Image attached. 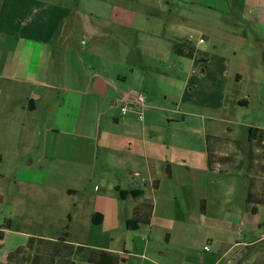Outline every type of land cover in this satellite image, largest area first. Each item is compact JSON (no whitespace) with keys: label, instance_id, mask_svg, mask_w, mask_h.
Wrapping results in <instances>:
<instances>
[{"label":"crops","instance_id":"crops-1","mask_svg":"<svg viewBox=\"0 0 264 264\" xmlns=\"http://www.w3.org/2000/svg\"><path fill=\"white\" fill-rule=\"evenodd\" d=\"M116 1L86 0L82 7L80 0H0V243L16 245L3 254L24 249L14 264H30L28 254L47 261L39 264H264V188L253 190L248 174L260 151L249 130L264 132V111L258 125L243 126L242 139L231 138L230 127L226 137L217 130L236 103L249 105L235 91L243 80L247 99L264 87V0H181L177 17L150 6L155 0ZM164 3L173 11V0ZM195 30V42L180 38ZM203 33L240 39L244 57L234 48L231 56L217 52L214 42L208 49ZM102 63L118 71L102 76ZM135 93L146 97L143 121L139 107L120 114ZM160 112L173 131L179 124L197 131L202 146L158 142ZM207 136L238 151L215 152L214 170H244L246 182L204 192L195 219L209 220L212 233L224 237L238 229L247 234L215 242L209 235L200 246L190 238L187 211L174 206L164 211L170 218L156 217L157 193L166 164L169 178L210 172ZM108 175L115 181L108 183ZM134 190L137 198L120 197ZM136 211L145 232L126 226ZM158 224L165 230L156 231ZM128 232H139L140 240L145 233V240L135 245Z\"/></svg>","mask_w":264,"mask_h":264},{"label":"rangeland","instance_id":"rangeland-1","mask_svg":"<svg viewBox=\"0 0 264 264\" xmlns=\"http://www.w3.org/2000/svg\"><path fill=\"white\" fill-rule=\"evenodd\" d=\"M85 1L86 0H80V5L82 7L86 4ZM106 1L109 2L108 6L116 4L117 2L116 0H106ZM155 1L156 3L150 6H155L158 9L161 8L162 10H165L166 13L170 9L171 14H173V16L175 17L183 14L180 8L182 5L180 3L181 0H173V3H174L173 11L171 8H168L166 4L164 3L166 0H155ZM76 3H79V0H77ZM202 11L203 13H205V17L220 16L219 13L213 12L212 10L211 11L202 10ZM223 21H227V20H224V16L222 15L220 22L223 23ZM203 34L207 39L208 49L210 50L212 49V44L214 42L215 48H216L215 50L217 52L222 51L223 54H228L231 56V51L234 48L237 52L238 59L242 60V58L244 57L245 48L242 45H245V42H241L240 39L233 37V36H226V35H220V34H217V35H213V34L210 35L206 33H203ZM199 35H200V32L198 30L190 31V32L183 31L181 33L180 38H184L185 36L187 37L192 36L193 37L192 42H195L198 39ZM232 58H234V56ZM102 64L104 67H101V70H104V72L103 71L99 72L100 75L102 76L106 77L109 74L114 73L116 70L118 71V68L113 69L109 67L108 65H106L105 63H102ZM237 70H239V68ZM240 72H243V71L241 70ZM249 89L250 87H249V84L246 82V80H243L242 83L237 88H235L236 95H238L239 97L238 100H243V98H245L244 100L246 101L249 100V105H241V104L236 103V106L234 107L233 112H232L233 115L231 114V117L229 119L230 121L222 122L217 125L218 136L220 137L229 136L226 128L230 127L232 129L231 138L242 139V137L245 135V131H244L245 128L243 127L245 124H248V123H252L254 125L259 124V121L262 119V115L264 111V87L262 86L261 90L256 94V97L254 98L250 97L251 99H247L246 94L247 92L250 93ZM108 99L109 97H106L103 99L104 110L107 106ZM159 102H162L161 98ZM112 111H113L112 113L116 116V111L115 110H112ZM160 115H164V113L160 112L158 120H156V125L158 126V129H157V141L158 142L164 141L166 143L167 142L171 144L179 143V144H184L186 146H189L191 144L202 146V142L204 141V138H202V136L198 134L197 131L192 132L189 129H186V126L188 125L179 124L176 127H174L175 130H177L175 132L172 130L175 124H172L171 122L167 123V121H163ZM167 115L170 117V114H167ZM144 118L145 117L143 116L142 121L144 120ZM104 124L105 123L103 121L102 126ZM192 124L193 125L195 124L193 120H192ZM106 126L107 125H105V129L108 128ZM194 128L195 130H198L195 125H194ZM211 129H212L211 125L206 124V131L211 132L210 131ZM212 148H213V151L216 152V157H222L225 154L228 155L230 153L236 155V152H238L236 151L237 149L235 148L230 149L228 147V142H226L225 140L223 144L213 145ZM258 148L260 149V151L256 156H254L253 158L254 161L252 162V165L248 172V174L252 177L251 188L253 190L264 188V146L259 145ZM220 153H222L221 156H220ZM69 154H72V153H69ZM102 156H103V152L101 149H99L98 157L101 158ZM255 161H257V164L255 163ZM167 165L169 166L170 164H166L164 167L163 176L161 179L163 183L160 188V191H158L157 193V196H158L157 209L158 210L156 212V217L160 219L170 218V215L164 211L174 206L179 211L180 210L183 212L187 211L192 219L191 221H189V224H188V229L191 232L190 238L193 239L198 244H200V246L204 244H208L207 239L211 238L209 237V235L214 236V238L210 239L211 240L210 242H213V240L215 242L219 240L221 241L222 239L230 240V241H235V240L237 241L238 239H241L242 235L247 234V232H244L243 230H240V229H238L235 232V234L230 233V235H226L225 237L224 235L220 233V231L218 232V230L215 231V233H212L211 222L206 219V223L203 224L202 220L195 219V214L193 213L194 208H196V210H199L200 207L202 206L201 203H199L200 201H198L197 199L199 198V196H202L204 192L205 194H211L213 192L215 193L217 189L227 188L229 182L236 183V186H235L236 190L240 189L242 187L241 184L246 180L244 170L236 169L235 171L231 173H224V172L219 173L217 169L213 171L209 170L210 172L191 171L195 173L196 176L188 175V174H183V175L174 174L173 177L169 178L168 174L166 173ZM235 165H236V162L233 161V166ZM99 168H100V163L98 160V164H97L98 171H100ZM239 174H241L240 175L241 177H238ZM235 177H238V178H235ZM106 180L108 181V183L115 181L114 177L111 175L106 176ZM168 193L174 194V196H176V199L171 200V196L170 194L168 195ZM212 198L216 199L215 197H212ZM206 206H210V204H207ZM210 214L219 215L221 213L219 211H211ZM162 216H164L165 218H163ZM141 229L144 232L147 231L146 226H142ZM163 230H165V225L161 226L158 224L156 226V231L161 232ZM128 234L137 237L136 242L134 243L135 245H138L143 240H145V233L141 235V238L143 237V240L142 239L140 240L139 232L138 233L128 232ZM15 246H14V243H10L8 239H6L3 243H0V264H6L7 255H4L3 253L6 252L7 250L14 249ZM155 246L159 248L164 247V243L157 242ZM27 258L29 259L30 264H39V263L47 262L45 259H34L33 257L31 258L29 254Z\"/></svg>","mask_w":264,"mask_h":264},{"label":"trees","instance_id":"trees-1","mask_svg":"<svg viewBox=\"0 0 264 264\" xmlns=\"http://www.w3.org/2000/svg\"><path fill=\"white\" fill-rule=\"evenodd\" d=\"M174 49H176V53H178V49L180 50V44H174ZM249 141H255V145L259 146L261 145V142H264V132L263 131H259V130H254V129H250L249 130V137H248ZM224 139L219 138V137H212V136H207L206 137V149H207V155H208V159H207V166H208V170L213 171L215 168V165L217 164L216 162V157H215V152L213 151L212 146L213 145H217V144H223ZM235 144V143H233ZM235 171V169H226L225 171H219V173H227V172H233ZM132 197V198H137L139 196V191H129L127 193H122L120 194L121 198H127V197ZM254 198V196L251 194V192H248L247 194V201L248 203ZM146 221L143 218V214H141L139 211H136L134 214V217L129 219L128 221H126V226L128 227V229H133L136 228L138 226H142V225H146ZM30 245H28V247L25 248V250L29 249ZM24 249L22 248H18L17 250H15L13 253H10L7 257V263L8 264H14L12 263L15 257H18L21 255L22 251Z\"/></svg>","mask_w":264,"mask_h":264},{"label":"built area","instance_id":"built-area-1","mask_svg":"<svg viewBox=\"0 0 264 264\" xmlns=\"http://www.w3.org/2000/svg\"><path fill=\"white\" fill-rule=\"evenodd\" d=\"M193 37L189 36L187 41H192ZM202 40H199L201 43ZM146 97L143 93H135L133 99L129 102H126L124 106L120 108L121 116H125L131 109L140 108L141 112L138 113V118L142 120V110L145 109ZM207 248H205L206 250Z\"/></svg>","mask_w":264,"mask_h":264},{"label":"water","instance_id":"water-1","mask_svg":"<svg viewBox=\"0 0 264 264\" xmlns=\"http://www.w3.org/2000/svg\"><path fill=\"white\" fill-rule=\"evenodd\" d=\"M95 87L98 89L97 91H95L98 95L102 96L103 95V91H101V84L99 82V80L96 81L95 83Z\"/></svg>","mask_w":264,"mask_h":264}]
</instances>
